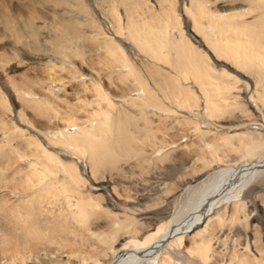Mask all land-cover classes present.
Instances as JSON below:
<instances>
[{
    "label": "rangeland",
    "instance_id": "rangeland-1",
    "mask_svg": "<svg viewBox=\"0 0 264 264\" xmlns=\"http://www.w3.org/2000/svg\"><path fill=\"white\" fill-rule=\"evenodd\" d=\"M23 1L27 2L3 4L0 0V264H71L69 258L82 249H100L96 233L113 234L118 221L135 228L130 235L143 240L167 220L181 223L188 218L200 202L206 178L264 155L262 147L246 154L247 148L255 146L248 144L250 138L264 143V0H84V8L76 0H42L34 5L49 17L39 19L40 30L38 19L27 21L13 14L11 8ZM201 2L210 13L240 8L249 12L242 18L221 20L204 32L211 20L200 16ZM247 23L257 26L256 31ZM156 26L168 31L151 42L146 33ZM4 31L9 33L4 35ZM47 36H71L68 47L78 53L69 51L65 60L53 51ZM188 52L186 60L182 55ZM141 81L156 106L140 101ZM98 86L107 99L98 98ZM35 100L47 102L46 112ZM53 111L51 119L43 116ZM105 111L111 112L106 114L108 122L116 112L119 119H127L132 148L143 154L138 160L120 158L114 170L99 173L93 172L77 148H65L52 133L67 128L73 119L76 125L69 132L80 144L83 125L95 128L93 122L103 121ZM116 124L106 126L112 140ZM136 126L150 129L153 138L138 140ZM152 142L159 147L150 148ZM34 143L58 161H46ZM146 145L149 150L145 152ZM15 150L18 155L35 154L39 166L52 168L60 161L64 169L59 164L58 171H45L50 183L40 193L34 189L28 193L18 185L23 177L33 175L30 159L34 156L20 159L8 153ZM260 186L254 195L249 192L227 209L230 216L226 215L220 245L228 232L234 240L229 239L225 247L215 245L213 255L209 251L203 258L201 241L218 229L212 220L181 240L175 236L162 250L159 263L264 264V177L247 188ZM68 189L76 190L70 194L72 201L83 195L90 198L89 211L95 215L76 216V207H68L64 194L52 199V193ZM41 196L47 197L46 202L37 207ZM166 197L170 200L167 218L158 214ZM25 211L30 213L25 216ZM17 213L19 220L13 221ZM35 218L46 229L85 221L92 233L78 229L62 232V244L50 237L43 244L36 239L26 244L21 232L30 231ZM124 234L121 242L131 240ZM245 242L250 246L245 258L231 254V244L243 246ZM252 243L261 250L263 263L252 256ZM2 246L10 250L4 252Z\"/></svg>",
    "mask_w": 264,
    "mask_h": 264
},
{
    "label": "bare ground",
    "instance_id": "bare-ground-1",
    "mask_svg": "<svg viewBox=\"0 0 264 264\" xmlns=\"http://www.w3.org/2000/svg\"><path fill=\"white\" fill-rule=\"evenodd\" d=\"M2 1H3V4H5L6 2L10 3L11 0H2ZM39 1H42V0H27V2L23 1L25 4L13 6L11 8L13 9L12 12L16 16L27 19V21H30L32 19H38V21H35V23L38 29L40 30L42 29L43 23L41 24L39 19H47L49 16L46 17L47 13L43 10H39L38 7L34 5L35 2L37 3ZM46 1H51V0H45V2ZM76 1L77 3H80L82 7L84 6L83 5L84 0H76ZM107 1H110L111 3L115 2V0H103L102 3L103 2L105 3ZM207 1L209 0H205L204 2H207ZM230 5L224 4V7H228ZM198 6L201 12L200 16L201 17L204 16L207 19L211 20L210 23H208V25H206V27L204 28V32L212 29L214 25H220L219 21L221 20H225L228 22V20L242 18L249 12L247 11L248 9L244 10V8L243 9L240 8L237 11H232L230 13H224V14L210 13L206 10V5H202V2L198 3ZM45 7L46 6H44V8ZM46 9L50 10V8L48 7H46ZM261 15H264V13ZM3 17L7 18L6 15ZM247 26L251 27L252 32L256 31L257 26L256 27L253 26L252 23H247ZM5 29H8V28L6 27ZM163 29H159L157 26L153 27L151 28V30L153 31H151L150 33H146V37L150 39L151 42L158 41L160 40V37H163L168 31L166 27H163ZM180 31H179V34H180ZM7 32L8 31H4V35ZM46 35H49V34L46 33ZM47 38L49 41L53 42L52 43V45H54L53 51L59 54L62 58H65V60H67V57H70L69 51L71 53H74L73 49L75 50V48L68 47L69 39L72 38L71 36L69 37V39H66L63 37L59 38L57 36L56 37L47 36ZM172 42H175V41L173 40ZM77 53L78 51H76L72 55H75ZM190 55L191 54L188 52V54L186 55L183 54L182 56L183 58L187 60V58H190ZM185 63L186 62L184 59L180 60V64L184 65ZM261 75L262 74L260 73V75L258 76L262 79L263 76ZM137 78L140 79L138 76ZM142 81L139 83L143 87L141 89L142 91L141 96L139 97L141 99L140 101L145 105L150 103L152 106H156L155 104L152 103V101L154 100L152 93L147 88L146 84H144ZM96 92H97L99 99H107L106 93L101 89L100 86L96 88ZM35 103H36L35 105L38 106L39 108H45L43 111L46 112L47 102L45 104L44 102L40 103L35 100ZM40 105H42L43 107H41ZM54 114H55V111H53V113L49 115L43 114V116L46 117L47 119H51V117ZM106 114L111 115V112L105 111V113H103L102 115L103 121H99L100 123L93 122V125L96 126L95 128H89L90 125H83L82 130L84 131L80 137V144H78L76 136H72L71 133L69 132V128H71L73 125H76L73 119H69L68 121L70 126H67V128L64 127L65 129L63 130L58 129L59 131L57 132L54 131L55 133H52L53 136L55 135V138H57L55 140L60 139L61 140L60 143L63 144L65 148L71 149L70 147H75L80 152V154L85 155L88 161L90 162V165L93 167V172L101 173V171L103 170L112 171L116 168L115 164L117 163V161L120 160V158L125 159V160H129V159L138 160L142 157V154H143L137 149L132 148V143H131L132 139L130 135L127 133V122L128 121L127 119H123L122 117H120L119 119L120 113L118 112H116L115 115L110 116L109 122H114V121L117 122L116 129H115V132L117 131V133L115 134V139L112 140L110 138L109 134L106 131V126L109 123L108 121L105 120V118L109 117ZM68 122L66 124H68ZM134 132L136 134L137 139L140 141L142 139H144V141H148L153 138L152 131L147 128L136 126V128L134 129ZM249 142H253L255 146L252 148H247L246 154L255 153L259 147L264 148V143L261 145L260 142L253 141V138L249 139L248 144ZM34 144H36L37 147H39L40 151L42 152L40 154L45 156L46 161L47 160L49 161L57 160L58 161V159L54 160L53 156L47 153V151L44 150V148L42 149L40 143H34ZM148 145L150 146V148L152 146V149H156L159 147L154 142ZM148 145H146V149H144L145 152L149 150ZM116 151H119L120 153H116ZM8 153L11 154L13 157H18L20 159H23L24 157L28 158L29 156L31 157L35 155V154L28 155L29 153L27 151L21 152V155H18L19 150H15V152L10 151ZM32 159H30V166L32 168L33 175H28V176L23 177L21 180V183H19L18 186L24 187V191L26 192L28 191V193L32 189H34L35 194H37L38 192L40 193V191L44 190V188H46V186L50 183V182H47L48 175H46V172L49 173L50 171L52 172L58 171L57 166L59 164H61L60 166L62 169H64V167L62 163H60V161L57 162L58 163L57 165L54 164L52 168H49L47 166L42 167V166H39L38 162L35 161V156ZM35 163H37V166H32V164H35ZM233 165L234 166L231 168H228L226 170H219L215 172L213 175H211L210 177L206 178V181L203 184V191L201 192V195L198 200V202L199 201L200 202L199 204L197 202L198 205L196 204L197 208L195 210H192V214L188 218H186L183 222L174 223L172 221L167 220L165 224L159 225L156 231L153 233H150L148 237H145L143 240H138L133 235H130V233L134 231L136 232L135 228L130 227L129 225H125L123 221H118L117 223H114L115 230L113 231V234L103 235L101 232L96 233L95 235V238L97 239L96 243H97V246L101 247L100 249L98 250L93 249V251L92 250L84 251V249H82L80 253H77L78 255H74L75 258L73 257H72L73 259L69 258V261H71V264H160L159 256L162 255L161 254L162 250H164L166 247L168 248V245L171 244L170 242L171 240L174 239L175 236L180 235L179 237H177V240L178 239L181 240L184 237H186L188 234H190L195 228H197V226L204 224L203 227L206 228L208 223H210L212 220H215L217 222L218 229H215L213 233H210L206 240L201 241V244H203V248H204L203 258H207V252L209 251L213 255V250L215 249V245L216 247H218L221 244V240L219 239V237L223 234L224 229L226 228V225H227L226 215L229 214L227 213L228 212L227 209L230 208L231 204L237 203V201L244 198V196H246L249 192L254 195L257 191L261 190L262 189L261 186H263L261 185L260 187H257V188H247L249 185L261 180L264 177V155L257 157L254 161H240ZM122 167H125V166H122ZM35 170H37V172H35ZM45 177L47 179H45ZM52 183H55V181H53ZM18 186L17 185L13 186L10 189L14 191ZM56 192L57 193L51 194L52 199L56 200L58 199V195L64 194L62 199L66 200L65 202L67 203L68 207H72L73 205L76 207L78 211L76 213L77 214L76 216L79 215L82 218H86V217H89V215H95V214H92L93 212L89 211V208H92V202L90 201V198H86L84 195L83 196L78 195L80 198L77 199V201H72L73 197L70 194L73 192L76 193V190L68 189V190H60ZM45 198L47 197L41 196L40 199H38L39 201L37 202V207L43 206V204L46 202V200H44ZM169 205H170V200H168V198L166 197L165 203H163L162 207L158 210V214L165 216V218H167L169 216L168 214ZM26 212L28 211H25L24 213L25 216H27ZM100 213L104 215L103 212H100ZM140 215H142L143 218H147V214L142 213ZM19 217L20 215H18L17 213L16 216L13 218V221L19 220ZM37 223L38 221L35 218L34 223H32L31 224L32 226L30 227L31 230L27 232H21L26 235L23 238V239H26V244H27V240H32V239H36L37 240L36 242L40 241V243L43 244L44 243L43 240L50 239V238H53V239L56 238L58 241V244H62V242L60 241L62 240L61 239L62 232L73 233L75 232V230L77 232L78 229L82 231L85 229L86 232H90V230L88 229L89 227L86 228V226H88L89 224L85 223V221H79L78 226L76 225V226L71 227L70 224H67L66 227L64 225H62L61 228H56L54 226H51L49 229L41 228L39 227ZM120 230H124L121 233L122 235L120 234ZM126 232H127L126 235L131 240L121 242V240L124 239L125 237L124 233ZM229 235L230 233L228 232L225 235V237L222 238V241H224L222 243V246L223 244H226V242L229 243L228 241L230 239L228 238ZM231 245L232 246L230 247H232L233 250H230V252L232 255H235V256L236 255L243 256L245 258V256H247L245 252L248 249L250 250L249 248L250 246L247 244V242H245L243 246H239L240 245L239 243L237 244L233 243ZM2 247L3 248L1 250H3L4 252H7L8 250H10L7 246H2ZM251 247L253 251V252L251 251L252 256L257 255L256 260L258 262L263 263L261 259V254H260L261 250H256V246L253 243ZM239 249L241 250L239 251ZM15 251L18 252L19 250H15ZM43 251L41 252L43 253ZM44 254L47 255L46 253ZM231 258L232 256L230 257V259ZM67 263L69 262H65L62 264H67ZM165 264H168V263H165Z\"/></svg>",
    "mask_w": 264,
    "mask_h": 264
}]
</instances>
